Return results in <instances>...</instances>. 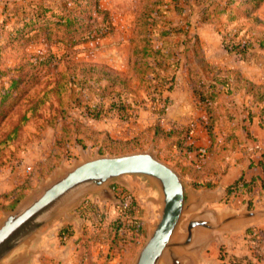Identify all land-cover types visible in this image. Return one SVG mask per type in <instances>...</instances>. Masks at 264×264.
Returning <instances> with one entry per match:
<instances>
[{
    "label": "rangeland",
    "instance_id": "374dc122",
    "mask_svg": "<svg viewBox=\"0 0 264 264\" xmlns=\"http://www.w3.org/2000/svg\"><path fill=\"white\" fill-rule=\"evenodd\" d=\"M254 44L264 48V0H0V219L62 167L166 144L164 61L183 51L200 65L215 48L241 60ZM109 188L133 195V217L86 195L73 220L36 232L63 234L32 264H130L150 192ZM223 198L209 206L239 209Z\"/></svg>",
    "mask_w": 264,
    "mask_h": 264
},
{
    "label": "crops",
    "instance_id": "0c3cea01",
    "mask_svg": "<svg viewBox=\"0 0 264 264\" xmlns=\"http://www.w3.org/2000/svg\"><path fill=\"white\" fill-rule=\"evenodd\" d=\"M252 47L241 60L215 48L212 53H204L200 65L183 51L171 66L164 61L161 73L165 79L173 76L174 86L160 89L167 103L157 122L170 132L165 136L166 144L161 136L153 145L160 154L158 158L191 187L198 191L219 190L223 192L221 198L233 197L231 204L239 209L244 203L249 209L264 208V176L258 162L262 159L258 148H264V48L257 44ZM199 84L214 93L209 113L194 95L193 87ZM234 183L236 190L231 193L228 186ZM128 186L140 195L137 180H128ZM150 215L148 207L142 210L144 222H149ZM251 227V235L247 229L221 233L201 251L202 264L226 263L233 256L246 257L249 264H264V219ZM42 234L60 237L63 233L55 230ZM71 234L76 238L77 233ZM220 248L223 258L219 261Z\"/></svg>",
    "mask_w": 264,
    "mask_h": 264
},
{
    "label": "water",
    "instance_id": "95a60500",
    "mask_svg": "<svg viewBox=\"0 0 264 264\" xmlns=\"http://www.w3.org/2000/svg\"><path fill=\"white\" fill-rule=\"evenodd\" d=\"M130 179L140 183L141 191L150 192L146 200L151 214L145 222L146 239L130 264H202L201 251L221 233L245 231L264 219V208L249 209L248 203L237 211L209 207L223 192L194 189L159 159L150 145L132 153L84 158L42 180L12 210L3 213L0 264H32L48 236L40 233L35 241L41 227L57 220H73V209L86 195L118 204L109 184L129 187Z\"/></svg>",
    "mask_w": 264,
    "mask_h": 264
},
{
    "label": "trees",
    "instance_id": "16d2710c",
    "mask_svg": "<svg viewBox=\"0 0 264 264\" xmlns=\"http://www.w3.org/2000/svg\"><path fill=\"white\" fill-rule=\"evenodd\" d=\"M235 46H237V44ZM243 46H244V44H242L241 49H243ZM234 47H233V49H234ZM220 82L222 83V81H220ZM163 83H165V85H166V83H169V86L172 85L174 83V77H169L168 79H165V81H163ZM213 86L214 85H210V87H213ZM193 92H194L196 99H198V101L201 102V104L203 105L206 112L209 113L210 102L214 98V93H213L212 89L209 88L208 91L204 90L203 86L199 84V85L193 87ZM168 132H170V130L167 131V134H169ZM258 162L262 168L263 176H264V158L260 159ZM235 185L236 184L234 183V184L228 186V191L231 193L234 192L236 190ZM243 186H248V185L244 184ZM230 259L233 260L234 262L236 261V264H249V260L246 257L233 256Z\"/></svg>",
    "mask_w": 264,
    "mask_h": 264
},
{
    "label": "built area",
    "instance_id": "2783aa9c",
    "mask_svg": "<svg viewBox=\"0 0 264 264\" xmlns=\"http://www.w3.org/2000/svg\"><path fill=\"white\" fill-rule=\"evenodd\" d=\"M260 151V158H264V148H258ZM118 210L124 216V218H131L134 216L133 208H134V198L131 193L126 191H119L118 193Z\"/></svg>",
    "mask_w": 264,
    "mask_h": 264
}]
</instances>
